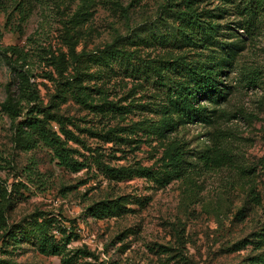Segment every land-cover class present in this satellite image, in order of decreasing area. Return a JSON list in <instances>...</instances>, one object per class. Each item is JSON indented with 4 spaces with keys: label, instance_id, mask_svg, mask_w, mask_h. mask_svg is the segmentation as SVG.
Segmentation results:
<instances>
[{
    "label": "rangeland",
    "instance_id": "1",
    "mask_svg": "<svg viewBox=\"0 0 264 264\" xmlns=\"http://www.w3.org/2000/svg\"><path fill=\"white\" fill-rule=\"evenodd\" d=\"M250 1L0 0V264H264V5ZM187 4L195 24L173 13ZM206 68L222 93L199 89Z\"/></svg>",
    "mask_w": 264,
    "mask_h": 264
},
{
    "label": "trees",
    "instance_id": "2",
    "mask_svg": "<svg viewBox=\"0 0 264 264\" xmlns=\"http://www.w3.org/2000/svg\"><path fill=\"white\" fill-rule=\"evenodd\" d=\"M250 2L253 3L254 8H257V5H264V0H251ZM187 9L186 10H181L176 7L172 8L173 13L180 18L184 23L186 24H195L198 22V14L194 10V8H191L189 4H187ZM251 8V9H254ZM255 10L251 11L254 13ZM180 29L182 31H186L187 27L183 24ZM14 47H10L12 49ZM124 52V51H122ZM125 53V52H124ZM206 68V69H198L196 70L197 76L199 77L198 80V85L200 86L199 89H203L205 92L218 94L222 93L223 88L221 87L220 82L217 80L216 77L218 75L216 74V70ZM25 93H26V98L29 103L35 101L38 99V92L35 90L34 85L28 81V85L25 87ZM196 93L195 89L190 88L188 91V94L185 97H182L181 100L184 101L185 105L189 104L190 109L192 111L190 112L191 115H201L203 112V107H194V100L196 98ZM194 99V100H193ZM3 109L12 117L16 118L19 115H21V111L23 106H21V102L19 100H14V99H7L5 100L2 104ZM38 108V112L43 111L41 108ZM202 111V112H201ZM46 118L43 117H38L37 115H29L25 120L23 121L27 126L30 128H35L38 131V136L41 140H43L47 145L51 146L52 149L54 150L55 156L59 159L60 163L71 170L77 171L80 170L82 167V163L76 160L72 155L71 151L72 149L68 146H66L65 141L62 139L61 135L52 129H46V124H45ZM22 123V122H21ZM24 124V125H25ZM61 132L64 130L61 128ZM0 218L5 220L4 213L2 212L0 214ZM5 230V222L0 221V233L1 230ZM78 253H83L81 249L77 250ZM263 259V258H262ZM260 260L259 257H254L251 259V262L258 263Z\"/></svg>",
    "mask_w": 264,
    "mask_h": 264
}]
</instances>
